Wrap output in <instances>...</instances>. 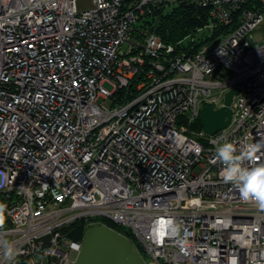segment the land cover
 Wrapping results in <instances>:
<instances>
[{"label":"built area","instance_id":"obj_1","mask_svg":"<svg viewBox=\"0 0 264 264\" xmlns=\"http://www.w3.org/2000/svg\"><path fill=\"white\" fill-rule=\"evenodd\" d=\"M177 1L0 0V264L72 263L81 240L63 229L76 220L129 230L147 264H264V209L215 159L264 136V32L251 35L264 0H180L218 22L251 3L191 52L144 22ZM231 89L226 127L190 129Z\"/></svg>","mask_w":264,"mask_h":264},{"label":"trees","instance_id":"obj_2","mask_svg":"<svg viewBox=\"0 0 264 264\" xmlns=\"http://www.w3.org/2000/svg\"><path fill=\"white\" fill-rule=\"evenodd\" d=\"M251 8V3H245L232 17L226 21L218 22L209 17L206 8L192 4L190 2L177 1L170 6L160 8L149 20L144 21L150 26L166 44L175 47V51L186 50L187 52L197 50L201 45L213 42L216 39L231 32L238 23V16L243 9ZM143 76L139 73L126 90L119 92L127 93V97L135 94V85L142 80ZM190 129L201 131L202 127L197 117L190 125ZM0 202L8 205V200L0 194ZM103 223L128 237L137 247L139 252V244L135 241L129 230L111 223L108 220H102ZM4 224H7L5 218ZM84 220H76L63 229L65 237L71 240H81L84 228L86 226ZM14 264H29L25 257H19Z\"/></svg>","mask_w":264,"mask_h":264},{"label":"water","instance_id":"obj_3","mask_svg":"<svg viewBox=\"0 0 264 264\" xmlns=\"http://www.w3.org/2000/svg\"><path fill=\"white\" fill-rule=\"evenodd\" d=\"M237 89H231L223 97V105L217 109L204 103L199 110L202 131L212 135L226 127L231 119L229 104ZM70 264H147L135 244L125 235L103 222H91L84 228L81 247Z\"/></svg>","mask_w":264,"mask_h":264},{"label":"clouds","instance_id":"obj_4","mask_svg":"<svg viewBox=\"0 0 264 264\" xmlns=\"http://www.w3.org/2000/svg\"><path fill=\"white\" fill-rule=\"evenodd\" d=\"M261 157H264V136L239 149L234 143L225 141L216 148L215 159L224 165L221 171L223 181L232 183L242 200L255 202L264 209V159ZM6 210L7 204L0 202V227L5 222ZM4 248L7 260H13L19 254L12 243L5 242Z\"/></svg>","mask_w":264,"mask_h":264},{"label":"rangeland","instance_id":"obj_5","mask_svg":"<svg viewBox=\"0 0 264 264\" xmlns=\"http://www.w3.org/2000/svg\"><path fill=\"white\" fill-rule=\"evenodd\" d=\"M263 32H264V21H263L260 25H258L257 28H256L255 30H253V31L251 32V35H252V37L254 38V41H255V42H260V40H261V38H260V33L263 34ZM210 43H211V42H208V44H210ZM106 87L109 88L107 85H106ZM99 101H100V99H99ZM104 104H105V105H109V101H108V100H105V101H104ZM70 256H71L72 258H75V252H70Z\"/></svg>","mask_w":264,"mask_h":264}]
</instances>
